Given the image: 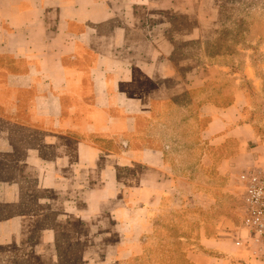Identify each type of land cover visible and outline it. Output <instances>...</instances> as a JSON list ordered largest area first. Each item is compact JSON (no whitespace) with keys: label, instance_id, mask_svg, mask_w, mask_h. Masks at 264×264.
I'll list each match as a JSON object with an SVG mask.
<instances>
[{"label":"crops","instance_id":"0c3cea01","mask_svg":"<svg viewBox=\"0 0 264 264\" xmlns=\"http://www.w3.org/2000/svg\"><path fill=\"white\" fill-rule=\"evenodd\" d=\"M179 2L0 0V116L15 127L0 133V208L18 210L3 223L23 241V228L35 229L37 255L58 260L63 233L84 243L119 233L118 260L135 256L134 247L122 244L143 231L127 234L124 227H144L178 189L156 126L173 104L182 106L178 98L198 78L171 60L168 35L185 31L166 20L145 26L142 19L170 18ZM207 107L202 135L211 144L223 145L238 129L244 135L238 142L248 141L249 125L236 130L221 107ZM240 155L219 158L216 170L224 172ZM186 180L194 195L217 204L219 188ZM223 218L212 230L197 221V240L211 249L191 252L194 264H235L223 251V235L231 233Z\"/></svg>","mask_w":264,"mask_h":264},{"label":"rangeland","instance_id":"374dc122","mask_svg":"<svg viewBox=\"0 0 264 264\" xmlns=\"http://www.w3.org/2000/svg\"><path fill=\"white\" fill-rule=\"evenodd\" d=\"M167 15L171 17L155 15L142 21L145 26H154L166 20L185 31L168 35L174 46L171 60L180 73L198 78V82L192 83L196 88L178 98L182 106L174 108L173 104L172 113L162 117L156 126L158 137L168 145V162L177 176L178 189L166 195L144 227H124L127 234L143 231L140 239L122 244L125 250L134 247L137 254L118 260L119 233L105 239L100 233L87 243L69 241L63 233L58 260L52 261L37 255L34 228H23L22 235L28 236L24 241L13 234L14 228L3 222L8 218L6 214L18 210L5 212L1 206L0 264H194L188 256L191 252L211 249L198 242L197 221H206L212 230L218 216H225L230 227L231 233L223 235L227 240L223 251L233 256L234 263L264 264V247L237 245L243 216L239 176L249 168L264 170V0H181ZM207 105L221 107L236 130L249 125L248 141L238 142L244 137L238 129V136H229L223 145L211 144L202 135L208 121ZM6 127L15 129L0 116V133ZM16 130L13 132H21L19 127ZM25 134L36 138V134ZM241 150L242 155L227 170H216L219 158L229 159ZM190 176L219 188L217 204L191 192V183L186 180Z\"/></svg>","mask_w":264,"mask_h":264},{"label":"built area","instance_id":"2783aa9c","mask_svg":"<svg viewBox=\"0 0 264 264\" xmlns=\"http://www.w3.org/2000/svg\"><path fill=\"white\" fill-rule=\"evenodd\" d=\"M243 200L242 234L237 245L264 247V170L249 168L241 172Z\"/></svg>","mask_w":264,"mask_h":264}]
</instances>
